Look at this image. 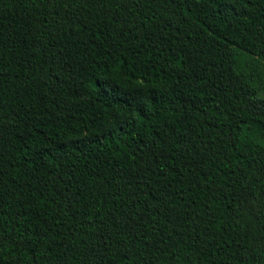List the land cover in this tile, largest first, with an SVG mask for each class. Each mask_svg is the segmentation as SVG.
<instances>
[{
	"label": "trees",
	"instance_id": "1",
	"mask_svg": "<svg viewBox=\"0 0 264 264\" xmlns=\"http://www.w3.org/2000/svg\"><path fill=\"white\" fill-rule=\"evenodd\" d=\"M0 264H264V0H0Z\"/></svg>",
	"mask_w": 264,
	"mask_h": 264
}]
</instances>
